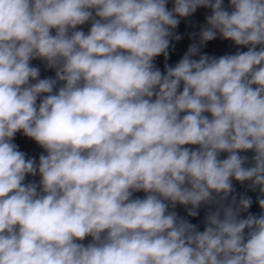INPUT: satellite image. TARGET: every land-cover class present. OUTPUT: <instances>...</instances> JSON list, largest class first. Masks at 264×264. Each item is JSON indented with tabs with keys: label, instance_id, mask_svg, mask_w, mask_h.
<instances>
[{
	"label": "clouds",
	"instance_id": "1",
	"mask_svg": "<svg viewBox=\"0 0 264 264\" xmlns=\"http://www.w3.org/2000/svg\"><path fill=\"white\" fill-rule=\"evenodd\" d=\"M169 2L0 0V264H264V0Z\"/></svg>",
	"mask_w": 264,
	"mask_h": 264
}]
</instances>
